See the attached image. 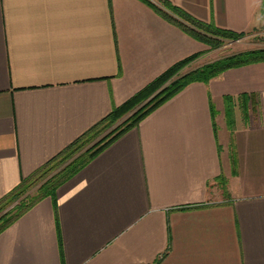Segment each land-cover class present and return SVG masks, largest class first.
I'll use <instances>...</instances> for the list:
<instances>
[{"label":"crops","instance_id":"0c3cea01","mask_svg":"<svg viewBox=\"0 0 264 264\" xmlns=\"http://www.w3.org/2000/svg\"><path fill=\"white\" fill-rule=\"evenodd\" d=\"M165 1L243 38L264 26V0ZM206 50L143 0H0V198ZM0 264H264V62L110 142L0 232Z\"/></svg>","mask_w":264,"mask_h":264},{"label":"trees","instance_id":"16d2710c","mask_svg":"<svg viewBox=\"0 0 264 264\" xmlns=\"http://www.w3.org/2000/svg\"><path fill=\"white\" fill-rule=\"evenodd\" d=\"M143 1L165 19L210 48L221 46L225 41L239 40L245 35L216 27L211 23H205L168 1ZM200 55L201 53L193 54L170 66L120 106L114 107L97 124L89 128L31 175L21 178L17 186L0 198V232L11 225L24 211L45 197L51 198L55 205L57 189L63 183L82 169L110 142L128 129L135 127L147 114L185 86L193 82L206 83L228 69L264 62V48H258L232 53L192 67V63ZM125 115L128 117L105 138L84 152L76 153L77 145L85 137H90L97 131L116 123ZM86 140L89 139L86 138ZM37 185L39 186L35 193H30Z\"/></svg>","mask_w":264,"mask_h":264},{"label":"rangeland","instance_id":"374dc122","mask_svg":"<svg viewBox=\"0 0 264 264\" xmlns=\"http://www.w3.org/2000/svg\"><path fill=\"white\" fill-rule=\"evenodd\" d=\"M206 46H207V50L201 53L200 55V56L203 55L202 58H200L196 62H193L191 65L192 67L202 65L205 62H209V61L221 58L223 56H226L232 53L241 52L245 50H251V49L264 48V26H261L258 29H255V31L246 38H241L233 42L225 41L224 44H222L221 46L215 47V48H210L208 45ZM127 117L128 115H125L121 119H119L116 123L108 127H105L102 130L97 131L95 134H93L90 137H85L83 141H81L77 145L78 148L76 150V153L79 154V153L84 152L86 149H88L89 147H92L94 144L99 142L101 139L105 138L112 130H114L116 126H118ZM86 138H88L89 140H86ZM38 186L39 185L35 186L30 191V193L34 194Z\"/></svg>","mask_w":264,"mask_h":264}]
</instances>
